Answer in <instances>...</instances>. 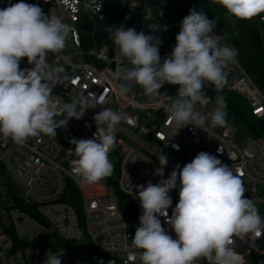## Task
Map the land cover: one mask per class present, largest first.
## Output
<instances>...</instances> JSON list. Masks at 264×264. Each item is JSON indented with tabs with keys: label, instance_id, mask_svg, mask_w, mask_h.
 Returning a JSON list of instances; mask_svg holds the SVG:
<instances>
[{
	"label": "built area",
	"instance_id": "1",
	"mask_svg": "<svg viewBox=\"0 0 264 264\" xmlns=\"http://www.w3.org/2000/svg\"><path fill=\"white\" fill-rule=\"evenodd\" d=\"M18 2L0 0V9ZM24 2L40 6L46 15H55L74 29L61 52L48 53L49 66L64 69L57 74L53 87L55 118L63 119V105L82 94L103 96L104 102L87 109L81 119H70L56 130V136L41 134L19 146L0 135V264H43L49 251L63 252L62 264H142V250L132 244L143 211L138 187L162 182L176 164L183 168L201 151L241 174L245 197L255 203L264 218V133L243 137L231 122L213 127L206 121L204 130L192 125L182 127L169 119L170 102L148 99L141 86L132 84L127 94L120 95V76L123 69L132 66L124 58H115L118 48L112 34L98 29L106 19L103 0ZM123 6L117 26L145 34L156 23L168 27L157 35L162 39L161 58L169 56L180 30L171 7L163 0H127ZM146 8L151 9L149 19H145ZM254 25L264 56V16ZM32 67L26 57L22 58L21 70ZM225 72L227 83L221 91L245 99L252 117L264 129V84L259 86L237 57ZM160 91L174 98L178 86L165 84ZM202 91L211 100L206 105L197 103L194 110L204 114L206 108L216 104L218 91L207 82ZM104 108L122 113L132 123L122 120L117 126V144L109 153L114 165L112 175L86 185L75 172L76 157L69 151L75 146L70 141L94 138L97 127L93 117ZM156 153L167 155V166H160ZM178 193L179 184L169 192V217L178 203ZM159 219L167 234L176 239L165 217ZM234 248L244 256L245 264H252L256 258L264 264V234L234 237Z\"/></svg>",
	"mask_w": 264,
	"mask_h": 264
},
{
	"label": "clouds",
	"instance_id": "2",
	"mask_svg": "<svg viewBox=\"0 0 264 264\" xmlns=\"http://www.w3.org/2000/svg\"><path fill=\"white\" fill-rule=\"evenodd\" d=\"M220 4L230 17L250 20L264 13V0H211ZM145 19L151 17L146 8ZM216 22L205 11L195 7L180 22L175 44L169 56L161 58L162 39L157 35L167 31L156 23L148 34L134 28L110 26L112 41L118 48L116 59H126L132 67L123 69L117 91L125 95L132 84L141 86L148 99L170 102L169 119L183 126L204 130L211 118L213 127L227 125L226 102L216 96L217 107L208 115L194 110L197 103L210 102L202 91L210 83L220 91L227 83L225 68L235 63L237 50L219 43L212 35ZM74 29L55 15H46L42 8L24 0L0 9V135L23 146L30 137L41 134L56 136V130L72 118L81 119L87 109L96 108L104 97L89 93L62 107L64 118L57 120L53 107V87L58 73L51 68L48 53L61 52ZM27 58L31 69L20 68ZM178 86L173 98L161 93L163 85ZM97 127L92 139H72L76 174L86 185H94L112 175L114 165L109 159L116 146L117 126L122 120H132L111 108L102 109L93 117ZM163 140V137H159ZM162 168L167 166L166 154L156 153ZM179 184V199L169 217L172 205L169 195ZM241 174L234 173L216 156L199 152L183 168L176 164L167 179L147 186L140 185L137 198L142 214L132 244L142 250V264H196L204 259L208 264H245L244 256L234 248V237L264 234V218L255 203L245 197ZM160 216L171 226L176 239L167 234ZM63 252L49 251L43 264H62ZM103 264V261H101Z\"/></svg>",
	"mask_w": 264,
	"mask_h": 264
},
{
	"label": "trees",
	"instance_id": "3",
	"mask_svg": "<svg viewBox=\"0 0 264 264\" xmlns=\"http://www.w3.org/2000/svg\"><path fill=\"white\" fill-rule=\"evenodd\" d=\"M106 7V19L99 24L98 29H105L110 26H117L124 13V6L117 0H103ZM171 7L172 16L176 22L177 28L180 29V22L182 20L185 11L195 7L197 10H204L210 19L215 20L217 30L222 32L220 26H224L229 23L230 17L226 10L220 4H212L211 0H163ZM264 16V13L260 14ZM238 22V25L245 30V36L251 49L258 57L262 67H264V56L259 48V39L257 35L256 26L250 23V20H246L243 24L242 20L233 18ZM237 26V24L235 25ZM238 27V26H237ZM243 29H237L236 36L224 37V41L229 42L232 48L237 50V58L241 61L243 67L248 74L255 80V82L262 86V78L259 66L255 59L250 54L245 41L243 39ZM242 59H244L242 61ZM222 95L226 102L227 122H231L236 126H239L242 131L252 137H257L264 133V129L261 123L254 119L249 111L247 102L245 99L237 96L233 93H226L224 91H218L216 96ZM260 259H255L252 264H259ZM204 264H208L204 260Z\"/></svg>",
	"mask_w": 264,
	"mask_h": 264
},
{
	"label": "rangeland",
	"instance_id": "4",
	"mask_svg": "<svg viewBox=\"0 0 264 264\" xmlns=\"http://www.w3.org/2000/svg\"><path fill=\"white\" fill-rule=\"evenodd\" d=\"M117 1H118L120 4H122V5L126 4V2H127V0H117ZM201 11H204V10H201ZM188 14H189V10L185 11L184 14H183L182 19H183L185 16H187ZM259 18H260V15H257L256 17L250 19V23H251V24H256V23H258ZM181 21H182V20H181ZM212 35L215 36V37H217V38H219V42H221V43H229V42L224 41V37H223V36H225V35L223 34V32H221V31H219V30H217V29H215V30L213 31ZM216 107H217V104H215V105L212 106V107H208V108H206V109L204 110V115H208L209 113L213 112V111L215 110ZM208 122L211 124V118H210V116H209V120H208ZM238 128L240 129L239 126H238ZM240 131L242 132V135H241V136L245 137V135H247V134H246L244 131H242L241 129H240ZM200 264H204V261L201 262Z\"/></svg>",
	"mask_w": 264,
	"mask_h": 264
},
{
	"label": "water",
	"instance_id": "5",
	"mask_svg": "<svg viewBox=\"0 0 264 264\" xmlns=\"http://www.w3.org/2000/svg\"><path fill=\"white\" fill-rule=\"evenodd\" d=\"M246 20H243V23H245ZM229 26L226 28V29H222V32L223 34L225 35V37H229V36H236L238 31L237 29L234 27V19L231 18L229 20ZM243 39L245 41V44L250 52V54L252 55V57L255 59V61L257 62L258 66H259V69H260V73H261V78H262V81H263V84H264V71H263V68H262V65L258 59V57L256 56V54L254 53V51L251 49L250 45L248 44L247 42V39H246V36H245V30L243 29ZM244 59H242L243 61Z\"/></svg>",
	"mask_w": 264,
	"mask_h": 264
},
{
	"label": "flooded vegetation",
	"instance_id": "6",
	"mask_svg": "<svg viewBox=\"0 0 264 264\" xmlns=\"http://www.w3.org/2000/svg\"><path fill=\"white\" fill-rule=\"evenodd\" d=\"M242 22H243V20H242ZM229 24H230V23H228V24H226V25H224V26H220V27H221L220 29H226V28L229 26ZM236 24H237L238 27L235 26ZM243 24H244V23H243ZM234 27H235L236 29H243V28H242V25L239 26V25H238V22H237L236 20H235V22H234Z\"/></svg>",
	"mask_w": 264,
	"mask_h": 264
}]
</instances>
